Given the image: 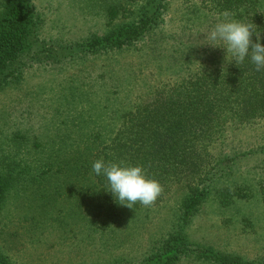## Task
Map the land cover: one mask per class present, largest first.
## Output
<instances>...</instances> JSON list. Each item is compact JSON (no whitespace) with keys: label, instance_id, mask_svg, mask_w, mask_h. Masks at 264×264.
I'll return each instance as SVG.
<instances>
[{"label":"rangeland","instance_id":"rangeland-1","mask_svg":"<svg viewBox=\"0 0 264 264\" xmlns=\"http://www.w3.org/2000/svg\"><path fill=\"white\" fill-rule=\"evenodd\" d=\"M166 2L163 24L143 42L126 51L94 55L84 52L80 44L127 23L121 17L109 26L105 15L107 7L122 0H31L40 15L37 43L41 50L29 60L22 80L0 91V166L14 171L27 166L33 176L52 156L51 149L56 151L57 139L52 143L56 134L61 138L73 130L98 131L103 123L112 124L111 118L119 114L122 104L147 96L154 87L177 82L180 42L192 41L197 35V30L185 28L186 19L195 17L194 5L203 8L199 0ZM2 3L0 0V12ZM136 6L127 8L135 10ZM207 18L213 22L217 17ZM203 26L199 40L210 35ZM225 137L223 145L212 148L214 156L246 155L215 188L244 182L252 195L234 199L226 207L212 195L184 226V243L179 238L163 253L159 251L179 230L177 204L182 190L168 194L147 214L127 208L120 225L86 224L67 216L58 224L53 219L61 209L65 215L78 209L72 198L66 201L65 192L71 186L64 185L62 195L51 206L43 203L40 213L34 214L26 199L31 189L22 188L20 179L0 211V245L15 264H156L167 259L168 250L173 257L168 264H211L200 254L206 250L221 257L262 262L264 150L258 151L264 149V120ZM254 149L258 151L252 153ZM56 183L50 179L31 186L51 190ZM62 228L67 234H61Z\"/></svg>","mask_w":264,"mask_h":264},{"label":"trees","instance_id":"trees-1","mask_svg":"<svg viewBox=\"0 0 264 264\" xmlns=\"http://www.w3.org/2000/svg\"><path fill=\"white\" fill-rule=\"evenodd\" d=\"M199 1L203 10L194 5L192 14L195 17L186 19L188 26L185 27L197 30V35L192 41L180 42V52L176 51L180 53V79L173 84L154 87L147 96L138 97L133 103L122 104L119 114H113L114 118L111 115L112 124L103 123L98 131L73 130L61 138L56 134L52 139L53 144L56 139L58 141L56 151L51 149L52 156L33 171V176L27 166L17 167L15 171L0 166V211L21 179V187L31 189L26 199L34 214L40 213L43 203L51 206L62 195L63 186L70 185L65 192L66 201L72 198L78 209L66 215L61 209L54 222L62 224L67 216L86 224L120 225L129 207L115 202L107 191L105 179L93 173L92 163L103 158L139 164L149 178L159 181L162 191L150 206L136 202L131 208L135 213L147 214L171 192H183L177 204L179 230L162 244L159 251L163 253L179 238L186 242L184 226L212 195L223 207L234 199L252 195L244 182L215 188L223 178L232 175L239 158L246 154L229 152V155L214 156L211 150L217 143L223 145L221 140L226 138V133L264 120V71L257 72L248 60L235 63L225 49L219 47L222 46L219 42L198 37L203 25L211 32L216 23L225 19L223 13L227 12L230 18L253 24L264 44V0ZM135 3L138 4L135 10L127 8ZM166 12V0H122L116 6L107 7L105 15L109 26L121 17L127 23L113 26L103 37L91 36L80 46L84 52L94 55L134 48L160 28ZM212 14L217 18L210 22L207 16ZM40 22L31 0H3L0 91L19 83L29 60L39 55L41 45L37 43V31ZM252 39L255 41V36ZM263 150L254 149L252 153ZM50 179L60 184L56 183L51 190L31 186ZM261 195L264 201V190ZM36 219L32 218L34 224ZM67 231L64 228L61 234ZM200 254L211 264H264V261L221 257L210 250ZM165 257L167 259L156 264H168L173 258L169 250ZM0 264H15L1 245Z\"/></svg>","mask_w":264,"mask_h":264},{"label":"clouds","instance_id":"clouds-1","mask_svg":"<svg viewBox=\"0 0 264 264\" xmlns=\"http://www.w3.org/2000/svg\"><path fill=\"white\" fill-rule=\"evenodd\" d=\"M223 15L225 19L215 24L209 39L219 42L222 45L219 47L225 49L235 63L242 64L248 60L257 72L264 71V44L261 43L260 32L251 23L230 18V13ZM92 171L105 179L107 191L122 206L132 208L136 202L150 206L162 191L159 181L149 178L139 164L100 158L92 163Z\"/></svg>","mask_w":264,"mask_h":264}]
</instances>
